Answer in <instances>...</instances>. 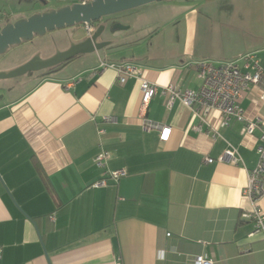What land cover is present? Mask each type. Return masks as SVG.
I'll return each mask as SVG.
<instances>
[{
  "label": "crops",
  "instance_id": "1",
  "mask_svg": "<svg viewBox=\"0 0 264 264\" xmlns=\"http://www.w3.org/2000/svg\"><path fill=\"white\" fill-rule=\"evenodd\" d=\"M166 1L117 14L104 23L99 41H109L106 47L53 74H26L7 86L0 80V89L28 87L0 96V264H192L196 255L213 264H264V238L249 237L252 222L242 217L250 209L242 190L258 161L264 103L253 105V92L240 103L258 122L253 138L236 118L212 138L187 105H169L161 93L172 82L198 89L197 60L218 64L254 53L264 62L256 23L264 0ZM85 33L77 27L53 51L4 59L0 70L36 53L47 58ZM99 58L134 63L156 84L145 110L140 80L120 84L113 69L96 72ZM141 115L168 126L167 138L145 130ZM108 116L115 121H104ZM219 117L213 111L208 119L215 126ZM226 142L240 165L205 161ZM100 151L109 153L103 166L93 161ZM113 170L125 174L93 186ZM259 204L264 212V197Z\"/></svg>",
  "mask_w": 264,
  "mask_h": 264
},
{
  "label": "built area",
  "instance_id": "2",
  "mask_svg": "<svg viewBox=\"0 0 264 264\" xmlns=\"http://www.w3.org/2000/svg\"><path fill=\"white\" fill-rule=\"evenodd\" d=\"M86 2L89 0H80ZM85 30L89 33L91 28L85 25ZM241 62V64H240ZM202 79L201 86L196 90L180 89L174 82L162 87L161 93L168 96V104L171 105L175 99L187 105L193 116L201 124L206 125V133L212 138L220 136L219 127L227 125L231 118H236L244 123V135L253 138L254 130L258 127V122L252 121L240 107L242 99L253 92V105L264 103V62L254 53L245 54L238 59L229 60L214 64L207 60H197L191 64ZM106 68L113 69L116 73L117 81L124 84L129 78L140 80V101L141 110H145L153 96L157 94V86L153 82L141 78V69L131 62L120 61L110 62L99 58L96 72ZM220 113L216 125L210 123L208 117L213 112ZM104 121H115L112 117H104ZM141 124L145 130H160V139L164 140L170 133L168 126L154 122L141 115ZM200 126L196 127L200 130ZM99 132H102L100 129ZM261 143L257 146L258 161L256 166L248 170L247 182L242 190V194L249 200L250 209L242 214V217L252 222V230L249 237L260 235L264 238V212L260 207V200L264 197V131L260 136ZM109 157L107 151H100L93 161L97 166H103ZM207 162H226L231 165H240L241 157L235 146L226 142V148L216 158L206 157ZM125 174L124 170H113L105 172L104 176L93 183V186H106L108 180L117 182ZM53 220V217H50ZM1 253V250H0ZM1 256V255H0ZM192 264H213L210 259L202 255H196Z\"/></svg>",
  "mask_w": 264,
  "mask_h": 264
},
{
  "label": "water",
  "instance_id": "3",
  "mask_svg": "<svg viewBox=\"0 0 264 264\" xmlns=\"http://www.w3.org/2000/svg\"><path fill=\"white\" fill-rule=\"evenodd\" d=\"M161 1L165 0H92L86 4L73 3L56 9L50 8L26 18L8 21L0 28V55L11 46L31 41L35 36H43L55 29L80 24L94 28L95 23L104 17L134 9L147 3ZM105 28L104 24H99L92 33L86 31L82 40L71 43L67 49L56 51L47 58H41L36 53L15 68L0 70V79L21 77L30 72L47 69L60 63L64 64L78 55L99 51L109 44V41H99Z\"/></svg>",
  "mask_w": 264,
  "mask_h": 264
},
{
  "label": "rangeland",
  "instance_id": "4",
  "mask_svg": "<svg viewBox=\"0 0 264 264\" xmlns=\"http://www.w3.org/2000/svg\"><path fill=\"white\" fill-rule=\"evenodd\" d=\"M46 1L45 4L42 3V1L38 0H0V21L2 20L3 15H7L10 20L15 21L19 18H26L34 13L37 12H44L46 8H59L65 5H69L72 3H75L79 0H43ZM167 2H151L147 3L141 6H167ZM170 2V1H168ZM160 3L164 5H159ZM218 8V6H216ZM245 13V12H244ZM120 14V13H117ZM117 14L110 15L109 17L114 18L117 16ZM243 18V16H241ZM246 20V18H244ZM257 28L259 31H264V9L259 8L257 13ZM2 26H0L1 28ZM80 28L83 30V24L75 25L72 27H65L63 29H55L53 31L47 32L43 36H35L31 41L28 42H22L19 45H14L11 49L9 48L5 53L1 54L0 61L6 59L9 61V64L15 63L17 60H22V58L28 56V53H31L33 49H38L42 53H48L50 51H53L56 49L57 46L62 45V41H60V37L63 35H68L70 32H72L75 28ZM263 38L259 36L257 42L260 45ZM68 42H65V45ZM27 52V53H26ZM20 80H22V77H16ZM16 78L11 79H0V80H8L4 85H9L13 80H18ZM25 88H28L25 86ZM24 87L21 89H18L17 91H12L9 88L2 87L0 89V96H7L8 98L13 96L15 92H18L19 90L25 89Z\"/></svg>",
  "mask_w": 264,
  "mask_h": 264
},
{
  "label": "flooded vegetation",
  "instance_id": "5",
  "mask_svg": "<svg viewBox=\"0 0 264 264\" xmlns=\"http://www.w3.org/2000/svg\"><path fill=\"white\" fill-rule=\"evenodd\" d=\"M38 1H40V2L42 1L43 4L46 3V1H43V0H38ZM90 1H92V0H89V1H86V2H81V1L79 0V1H76L75 3L86 4V3H89ZM72 4H73V3H72ZM72 4H69V5H72ZM65 6H66V5H65ZM48 9H50V8H46L44 11H47ZM110 19H111V17H104V18H102L99 22H96V23H95L94 28H96V26H98L99 24L107 23ZM2 20H3V21H6V22H8V21H12V20L9 19V17H8L7 15H3ZM6 22H5V23H6ZM5 23H3V25H4ZM3 25H2V26H3ZM94 28H91V31H90L89 33H92L93 30H94ZM83 30H85V26H83ZM85 32H86V30H85ZM12 47H13V46H11V47H9V48H12ZM0 56H1V55H0ZM69 61H71V60H69ZM69 61L65 62L64 64H63V63L57 64V65H55V66H53V67H50V68H47V69H42V70H39V71L30 72V73H28L27 75H28L30 78H37V77H39L40 75H43V74H53V73H54L55 71H57L59 68H61V67H63L64 65H66Z\"/></svg>",
  "mask_w": 264,
  "mask_h": 264
}]
</instances>
